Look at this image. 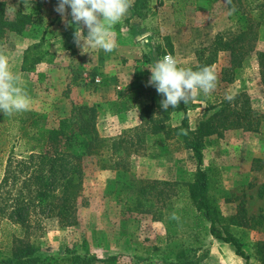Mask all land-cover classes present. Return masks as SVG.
Wrapping results in <instances>:
<instances>
[{
  "label": "rangeland",
  "instance_id": "374dc122",
  "mask_svg": "<svg viewBox=\"0 0 264 264\" xmlns=\"http://www.w3.org/2000/svg\"><path fill=\"white\" fill-rule=\"evenodd\" d=\"M0 1L11 17L18 11L33 17L22 33L0 38V55L31 99L26 111L0 112L14 154L25 155L36 143L34 131L56 126L74 105H96L105 138L102 154L85 159L78 222L62 226L54 214L36 219L29 236L37 253L51 264H73L75 254L96 257L93 264H246L232 244L211 234L204 211L192 201L189 185L197 160L182 140L184 111L164 110L162 94L148 81L153 62L167 54L179 66H210L216 86L209 94L198 91L186 104L190 127L224 107L250 109L264 126L258 59L264 49V0H244L253 15L262 14L263 24L241 66H233L230 52L220 45L238 32L239 23L215 0H194L179 14L174 0H131L128 14L111 28L114 49H85L94 52L90 55L74 41L70 9L66 19L55 11L58 0ZM263 160L264 130L233 128L204 137L203 167L212 178L220 225L240 239L255 264L264 263V229L230 222L241 208L255 215L264 210ZM127 177L154 182L146 208L138 205L136 188L125 186Z\"/></svg>",
  "mask_w": 264,
  "mask_h": 264
},
{
  "label": "trees",
  "instance_id": "16d2710c",
  "mask_svg": "<svg viewBox=\"0 0 264 264\" xmlns=\"http://www.w3.org/2000/svg\"><path fill=\"white\" fill-rule=\"evenodd\" d=\"M215 2L224 4L239 23L238 32L229 39H221L220 45L230 52L232 65L241 66L253 50L252 41L263 24L262 14L253 15L244 0ZM193 3L194 0H174V11L176 14L183 13L186 6ZM32 21L31 13L24 11L9 16L5 3L0 1V38L10 32L22 33ZM176 21L178 25L184 24V20ZM258 59L264 82V49L258 52ZM175 109L184 111L182 140L193 151L197 160L195 178L189 185L192 201L199 210L204 211L210 222L211 234L232 244L236 254L243 257L246 264H255L251 262L240 239L227 225H220L223 217L218 208V200L210 192L212 178L209 169L203 165L204 137L222 134L223 131L233 128L262 131L264 126L259 115L250 109L224 107L202 121L196 129H192L188 123L186 104L182 102ZM3 123L4 120L0 119V164L5 158L4 171L0 178V234L5 239L0 240V264H51L49 258L41 257L37 253L29 236L30 228L35 225L36 219L51 214L58 217L62 226L78 222V201L86 178L85 159L101 155L105 147V138L97 126V107L94 104L74 105L70 114L60 118L56 126L34 131L36 143L25 155L20 156L14 154L9 144V128ZM124 182L126 187L136 188L140 198L138 205L146 208L154 182L133 180L131 177H127ZM260 192H263V187ZM5 223H10L12 229L6 231L2 228ZM230 223L264 229V210L255 215L241 208L237 215L231 217ZM261 250L264 251V245ZM95 259L96 257L90 255L79 254L72 257L73 264H93Z\"/></svg>",
  "mask_w": 264,
  "mask_h": 264
},
{
  "label": "clouds",
  "instance_id": "9594fccd",
  "mask_svg": "<svg viewBox=\"0 0 264 264\" xmlns=\"http://www.w3.org/2000/svg\"><path fill=\"white\" fill-rule=\"evenodd\" d=\"M131 7V0H58L55 11L66 19L68 9L75 26L74 41L85 53V49H101L111 52L115 43L111 28L125 17ZM81 25L87 29L85 35ZM151 76L148 83L162 94L161 107H177L187 104L199 91L209 94L215 88L216 74L210 66L199 68L179 66L171 55H164L153 62L149 68ZM19 74L10 71L7 57L0 55V112L5 115L28 110L31 99L20 87Z\"/></svg>",
  "mask_w": 264,
  "mask_h": 264
},
{
  "label": "crops",
  "instance_id": "0c3cea01",
  "mask_svg": "<svg viewBox=\"0 0 264 264\" xmlns=\"http://www.w3.org/2000/svg\"><path fill=\"white\" fill-rule=\"evenodd\" d=\"M87 54H94V52H92V51H90V53H87ZM81 56H82V53L80 54ZM81 56H79V57H81ZM92 60H94L93 58H92ZM261 185H262V187L264 188V180H261V183H260Z\"/></svg>",
  "mask_w": 264,
  "mask_h": 264
},
{
  "label": "built area",
  "instance_id": "2783aa9c",
  "mask_svg": "<svg viewBox=\"0 0 264 264\" xmlns=\"http://www.w3.org/2000/svg\"><path fill=\"white\" fill-rule=\"evenodd\" d=\"M167 55H170V54H167ZM100 81H101L100 77L96 76V82H100Z\"/></svg>",
  "mask_w": 264,
  "mask_h": 264
}]
</instances>
